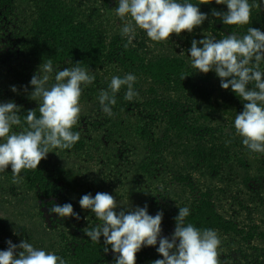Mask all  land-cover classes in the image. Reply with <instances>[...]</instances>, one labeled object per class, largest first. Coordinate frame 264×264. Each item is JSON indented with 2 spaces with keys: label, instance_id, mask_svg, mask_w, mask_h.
Segmentation results:
<instances>
[{
  "label": "trees",
  "instance_id": "obj_1",
  "mask_svg": "<svg viewBox=\"0 0 264 264\" xmlns=\"http://www.w3.org/2000/svg\"><path fill=\"white\" fill-rule=\"evenodd\" d=\"M103 2L106 6L110 4L109 0ZM190 2L200 5V10L208 14V20L191 34L187 31L179 36L172 34L182 40L181 53H159L151 56L119 35H110L106 27L108 24L95 2L82 4L79 0H34L28 24L19 32V52L31 66L40 67L43 62L51 60L54 67L65 68L73 67L79 62L80 67L92 72L103 66L114 65L125 74H135L137 80L149 82L150 99L146 102L144 111L135 110L124 99L121 90L126 88H122L116 96L114 114L110 116L113 120L108 126V137L111 141H116V136H119L118 139L132 138L144 145L147 155L138 166L144 177L155 178L160 167L159 159L165 155L164 147L170 146L173 152L168 157L172 160L182 157L194 170L201 168L211 176H220V179L230 177L229 174L240 170L243 171L241 183L245 187H254L259 181L248 174L251 168L250 159L262 161L264 154L250 152L242 144V138L234 126L210 125L214 123V115L218 116L223 109L227 112L233 110L234 116L242 112L244 102L231 89H223L215 73L196 72L190 65V53L187 52L193 39L200 40L211 36L222 39L240 26L224 25L220 18L213 16V10L227 11L226 5L216 4L215 0ZM250 3L251 23L240 28V35L246 34L248 27L264 31V0H250ZM13 7L11 0H0V19L13 15ZM154 43L162 45V42ZM262 68L264 62L261 63ZM25 72L31 73L21 68L15 75L24 77ZM16 79L17 82L22 80L21 77ZM214 85L218 91L224 90L225 93L219 92L216 96ZM137 87L136 81L135 88ZM20 107L21 121L25 127L27 124L24 118L28 111H35L37 118L40 116L38 109L28 105ZM73 131H79L77 126H74ZM86 148L87 139L80 133V140L71 149L62 151L80 154ZM163 160H167L166 156ZM227 170L228 173H223ZM22 173L27 188L38 194L42 204H54L61 187L49 169L47 158L41 160L37 169L23 170ZM191 178L188 173L175 174L177 182L193 189ZM184 206L191 209L186 223L224 234H242V230L233 221L218 214L208 189L197 195L190 204L181 205ZM99 223L94 218L90 225L79 227L72 240L65 242L62 251H55L56 254L65 258L68 264H115V254L111 250H103V237L101 244H97L85 234V231ZM248 238L252 239V236L249 234ZM253 239H257L264 246V231L258 232ZM1 241L0 238V243ZM4 244H1L0 250L7 249L8 246ZM161 258L163 257L157 253L155 247H145L137 253V264H152Z\"/></svg>",
  "mask_w": 264,
  "mask_h": 264
},
{
  "label": "clouds",
  "instance_id": "obj_2",
  "mask_svg": "<svg viewBox=\"0 0 264 264\" xmlns=\"http://www.w3.org/2000/svg\"><path fill=\"white\" fill-rule=\"evenodd\" d=\"M215 3L226 5L227 11L213 10V16L224 25L240 27L222 39L215 36L193 39L187 50L190 65L199 73H215L221 87L231 89L244 102L243 111L235 116L234 127L250 152L264 154V69H261L264 31L248 27L246 34H239L241 27L251 23L250 0H215ZM115 12L123 22L121 35L129 44L138 29L151 41L160 43L167 42L173 33L191 34L208 20L200 5L190 0H119ZM95 79L79 62L63 70L54 67L51 60L43 62L30 80L33 89L30 98L39 103L40 116L37 118L35 111H28L24 118L27 127L22 124L20 106L14 101L0 102V173L11 166L13 176L19 177L23 170L37 169L52 149H71L80 140V132L73 129L81 119L83 89ZM136 81L133 73L112 76L107 89L99 94L102 111L108 116L114 114L116 96L122 88H126L124 99L138 98ZM12 91H18L16 86H12ZM14 126L23 130L14 131ZM79 205L100 221L85 231L86 236L97 244H101L103 237V250L115 254V264H137V253L150 246L163 257L152 264H220L218 232L186 223L191 214L188 206L176 204L179 212L169 238L162 235L163 211L150 215L147 204L133 208L107 192H97L95 196L83 195ZM48 212L61 219H81L72 203H54ZM6 243L7 249L0 250V264H68L55 251L36 247L28 240L18 245L11 239Z\"/></svg>",
  "mask_w": 264,
  "mask_h": 264
},
{
  "label": "rangeland",
  "instance_id": "obj_3",
  "mask_svg": "<svg viewBox=\"0 0 264 264\" xmlns=\"http://www.w3.org/2000/svg\"><path fill=\"white\" fill-rule=\"evenodd\" d=\"M11 1L14 14L0 19V102L14 101L18 106L28 105L38 109L39 103L30 98L33 90L30 80L38 73L39 67L28 63L19 52L18 44L20 29L28 24L34 0ZM79 1L82 4L95 2L108 24L106 27L110 35H119L127 40L121 35L123 22L115 12L119 0H109L108 6L104 5L103 0ZM181 42L177 36H171L167 42L156 45L143 30L138 29L132 44L153 56L159 53H181ZM21 68L31 73L25 72L24 77L15 75ZM56 68L63 70L64 67ZM91 73L96 79L92 85L83 89L82 114L76 125L82 137L87 139V148L80 154L52 149L47 155L49 169L61 187L54 203H72L74 211L80 214L81 219H61L54 213L49 214L48 209L53 204H42L38 194L27 188L23 173L14 177L9 166L6 172L0 173V246L2 243L7 245L6 241L9 239L17 245L22 240H28L36 247L62 251L65 242L72 240L79 227L88 226L94 221V214L82 209L79 200L85 194L91 193L95 196L97 192H107L117 201L128 202L133 208L147 204L149 214L153 216L162 210V235L171 237L176 226L174 218L179 212L176 204L179 207L190 204L197 195L208 189L218 214L233 221L242 230L241 235L217 231L221 239L218 250L220 264H264V246L257 239H253L258 232L264 231V158L262 157V161L250 159L251 168L248 174L259 181L250 188L241 183L243 171L239 170L236 174H229L230 177L220 179V176H211L201 168L194 170L182 157L170 159L168 155L173 149L167 146L164 147L163 155L167 160L160 157V167L155 178L148 179L138 170L139 164L147 155L144 145L132 138L118 139L119 136H116V141H111L108 137V126L113 118L102 111L98 99L100 91L107 89L112 76L125 73L114 65L103 66ZM20 77L22 80L17 82L16 78ZM137 84L135 89L139 92V97L129 102L135 110L144 111L145 104L150 99V83L137 80ZM12 86H16L18 91L13 92ZM218 90L216 88V96L219 92L225 93L224 90ZM123 91L126 90H121L125 95ZM234 119L233 110L227 112L223 109L221 114L216 117L214 115L215 124L210 125L234 126ZM14 131L20 130L14 126ZM178 172L192 176L193 189L175 180ZM228 172L229 170L223 173ZM249 234L252 239L248 238Z\"/></svg>",
  "mask_w": 264,
  "mask_h": 264
}]
</instances>
